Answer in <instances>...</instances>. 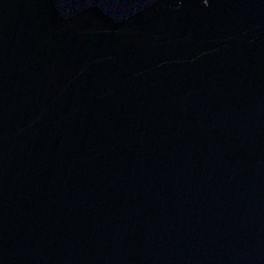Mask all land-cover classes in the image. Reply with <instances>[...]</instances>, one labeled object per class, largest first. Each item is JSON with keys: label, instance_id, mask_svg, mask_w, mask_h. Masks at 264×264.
<instances>
[{"label": "water", "instance_id": "obj_1", "mask_svg": "<svg viewBox=\"0 0 264 264\" xmlns=\"http://www.w3.org/2000/svg\"><path fill=\"white\" fill-rule=\"evenodd\" d=\"M0 264H264V0H0Z\"/></svg>", "mask_w": 264, "mask_h": 264}]
</instances>
